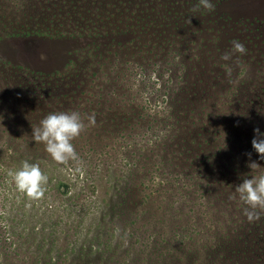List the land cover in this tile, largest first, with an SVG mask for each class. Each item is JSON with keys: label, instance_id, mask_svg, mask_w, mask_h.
Here are the masks:
<instances>
[{"label": "rangeland", "instance_id": "rangeland-1", "mask_svg": "<svg viewBox=\"0 0 264 264\" xmlns=\"http://www.w3.org/2000/svg\"><path fill=\"white\" fill-rule=\"evenodd\" d=\"M211 2L0 0V264H264L236 192L264 174V0ZM73 111L95 125L58 164L32 128Z\"/></svg>", "mask_w": 264, "mask_h": 264}, {"label": "clouds", "instance_id": "clouds-1", "mask_svg": "<svg viewBox=\"0 0 264 264\" xmlns=\"http://www.w3.org/2000/svg\"><path fill=\"white\" fill-rule=\"evenodd\" d=\"M207 11H214V4L211 0H199V5ZM190 23V20H189ZM233 52L244 55L247 52L246 46L233 41ZM232 53H225L223 60L231 59ZM44 58L43 56L41 57ZM95 125V116L87 117V124L78 112L50 113L44 117L39 126L32 128V139L37 143L45 145L46 152L58 164H67L69 161L78 159V155L72 144L89 126ZM254 136L251 141L252 149L264 160V133L259 128H254ZM251 160V153H246ZM251 170H259L261 166L251 161L248 164ZM17 190L26 195L30 200L43 198L46 191L48 177L43 174L38 164L23 161L19 170L10 172ZM239 199L246 205L243 214L249 223L260 219V214L264 212V174L252 176L242 180L236 186Z\"/></svg>", "mask_w": 264, "mask_h": 264}]
</instances>
